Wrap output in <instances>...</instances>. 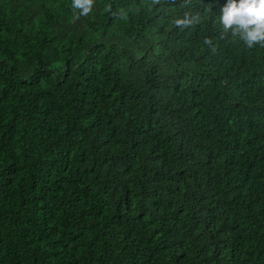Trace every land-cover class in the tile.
<instances>
[{
    "label": "trees",
    "instance_id": "16d2710c",
    "mask_svg": "<svg viewBox=\"0 0 264 264\" xmlns=\"http://www.w3.org/2000/svg\"><path fill=\"white\" fill-rule=\"evenodd\" d=\"M224 3L0 0V264H264V47Z\"/></svg>",
    "mask_w": 264,
    "mask_h": 264
},
{
    "label": "clouds",
    "instance_id": "9594fccd",
    "mask_svg": "<svg viewBox=\"0 0 264 264\" xmlns=\"http://www.w3.org/2000/svg\"><path fill=\"white\" fill-rule=\"evenodd\" d=\"M168 2V0H164ZM175 2V0H172ZM153 5L161 3V0H151ZM191 4V0H183V6ZM73 10H78V16H87L92 11L94 0H71ZM211 9L209 8L208 11ZM217 22L220 26V38L226 35L239 38L247 48L256 45L264 47V0H225L219 6ZM177 28H189L201 23L200 13L185 11L182 18L172 21ZM204 43L212 46V40L205 38ZM215 52V46H212Z\"/></svg>",
    "mask_w": 264,
    "mask_h": 264
}]
</instances>
